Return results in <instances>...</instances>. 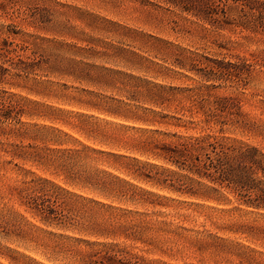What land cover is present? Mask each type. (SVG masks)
Here are the masks:
<instances>
[{
    "label": "rangeland",
    "instance_id": "1",
    "mask_svg": "<svg viewBox=\"0 0 264 264\" xmlns=\"http://www.w3.org/2000/svg\"><path fill=\"white\" fill-rule=\"evenodd\" d=\"M177 48L253 62L264 57V38L211 27L156 0H0V115L14 108L11 119L0 118V264H85L88 253L109 247L145 263L264 264V212L239 205L226 191L218 205L189 206L130 176L132 158L147 160L133 147L146 129L137 118L145 110L180 116L177 102L148 101L158 86L199 90L208 103L217 97L239 102V115L222 114L221 124L167 132L209 134L264 150V68L206 82L200 71L172 65ZM123 182L165 197L166 206L146 209L110 189L126 191ZM32 200L55 208L60 219L42 223ZM88 200L130 211L128 219L144 220L154 231L141 241L119 231L96 237L95 222L108 214Z\"/></svg>",
    "mask_w": 264,
    "mask_h": 264
},
{
    "label": "trees",
    "instance_id": "2",
    "mask_svg": "<svg viewBox=\"0 0 264 264\" xmlns=\"http://www.w3.org/2000/svg\"><path fill=\"white\" fill-rule=\"evenodd\" d=\"M156 1L211 27L217 29L238 28L240 31L264 38V0ZM177 50L178 53L171 56L172 65L186 72L197 73L200 71L199 77L206 82L230 80L232 76L239 78L243 72H249L250 68L254 66L264 68V57L253 56V62L236 57L239 63H230L224 62V57L222 60L209 59L195 53L184 52L178 48ZM204 61L209 64L198 68ZM3 70L5 69L0 65V78ZM175 90L178 95L181 94L180 99L175 98ZM148 101L160 107L177 102L176 113L180 116H168L152 110H145L144 115L137 118L146 126V129L139 130L140 135L134 140L133 147L137 154L147 160L140 161L136 158L130 160L129 171L132 179L152 188L164 190L178 198L183 197L190 201L187 202L189 206L197 203L218 205L224 200L222 192L226 191L237 196L239 205L264 212L263 149L209 134L192 136L181 135L177 131L167 132L168 127L188 129L197 122L205 126L221 124L223 123L222 114L231 115L233 114L232 110H236L235 114L239 115L237 99L217 97L208 103L199 90L158 86L155 91L150 93ZM183 101L186 103L183 104ZM13 109L11 105L7 106L6 113L0 115V118L11 119L10 114ZM200 113L203 118L195 122L194 117ZM181 117H186L187 120L184 121ZM157 126H164L165 131H159ZM157 136L166 137L169 140L163 141ZM68 154L72 156L76 152ZM149 159L161 165L149 162ZM125 185L128 186L126 191L111 187L110 189L122 196L128 195L130 201L136 202L146 209L148 206L152 208L166 206L161 202L166 199L165 197L150 190L136 189L126 182L120 185L121 189ZM57 199L54 197L55 208L60 206ZM173 201L170 199V202ZM185 203L181 202V204ZM31 204H34L33 207L41 217L42 223L47 224L60 219L61 214L56 213L55 208L44 207L43 204H37L34 201ZM87 204L91 205V208L97 207L108 214L104 222L100 221L102 224L95 222L96 229L92 230V235L96 237L114 236L119 231L125 237L141 241L146 233L154 231L153 227L144 220L128 219L132 216L130 211L123 213L117 211L113 206L92 200H88ZM122 219L128 220L121 223ZM117 253L119 251H114L113 247L88 253V260L85 261V264H157L145 263L135 256L127 260L118 257Z\"/></svg>",
    "mask_w": 264,
    "mask_h": 264
}]
</instances>
